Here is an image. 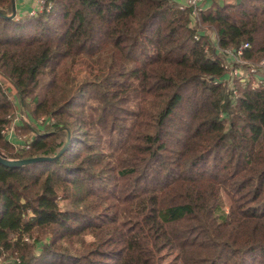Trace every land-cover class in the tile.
Instances as JSON below:
<instances>
[{"label": "trees", "instance_id": "trees-1", "mask_svg": "<svg viewBox=\"0 0 264 264\" xmlns=\"http://www.w3.org/2000/svg\"><path fill=\"white\" fill-rule=\"evenodd\" d=\"M209 1L201 21L219 47L250 43L245 59L264 58V0ZM49 2V13L10 20L12 0H0V152L52 158L70 140L53 161L0 163V256L264 264V88L235 81V95L211 40L194 38L191 10L175 0ZM22 108L38 133L28 151L2 135ZM44 116L55 123L37 124ZM25 234L51 238L31 245Z\"/></svg>", "mask_w": 264, "mask_h": 264}, {"label": "built area", "instance_id": "built-area-1", "mask_svg": "<svg viewBox=\"0 0 264 264\" xmlns=\"http://www.w3.org/2000/svg\"><path fill=\"white\" fill-rule=\"evenodd\" d=\"M175 1L178 2L177 9L179 11L191 10V26L197 30V33L194 36L197 41L200 40L201 32L208 37L212 35V31L208 28H204L200 23L201 13L207 9V2L209 0H183L182 2L178 0ZM51 9L52 3L49 2V0H35V8L29 13V15L35 17L42 12L49 13ZM214 35V39L211 37V42L213 44L212 48L220 56L221 65L228 74L226 83L228 84V87L232 89L234 94L238 95L237 90L234 89L235 81L247 83L252 89L264 88V58L258 62L245 59V53L247 50L251 49V44L243 43L237 49H223L219 47L215 32ZM206 53L211 55L210 48H206ZM1 79L2 76L0 74V80ZM4 90L11 102L17 101L18 90L11 82L4 84ZM7 120L9 123L4 126L2 135L8 142H10V144L13 145L16 151H28L31 148V144L33 142L32 139H28L27 137L23 138L24 143L21 145L11 142V137L16 134L15 127L17 124L21 122H28L27 114L23 115V113H18L15 116L9 115L7 116ZM53 123H55V120L54 118L50 117L44 116L38 120L39 125H50ZM26 241H28V239H26ZM20 262L21 261L19 258L10 257L6 253H3V255L0 256V264H20Z\"/></svg>", "mask_w": 264, "mask_h": 264}, {"label": "rangeland", "instance_id": "rangeland-1", "mask_svg": "<svg viewBox=\"0 0 264 264\" xmlns=\"http://www.w3.org/2000/svg\"><path fill=\"white\" fill-rule=\"evenodd\" d=\"M234 0H232L233 2ZM198 23V22H197ZM202 24V26L204 28H208L212 31V35L209 36V39L211 40V37L214 39V32L216 33V29L215 28H210L209 26H206L202 23V21L200 22ZM217 35V33H216ZM75 73H76V76H77V81L80 83L81 81H83V79L86 77L87 75V70L85 68V65L83 63L81 64H78L77 67H76V70H75ZM17 99L19 102V105H20V101H19V95H17ZM23 104V103H22ZM31 108V107H30ZM25 112L26 109L22 108V109H15L14 112H13V116H15L16 114L18 113H23V115H25ZM222 208L225 210L226 213H228L229 209H230V205H231V198L230 196L226 193V192H222ZM64 205V203H62V206ZM34 236H31L29 234H25L24 236V240L26 241V239H28V241H26L27 244H34L35 242L37 243L38 240L39 241H44V242H48L51 238V236L47 235V236H44V238H40L38 239V234H33ZM90 238H88L89 240ZM35 243V244H36ZM39 243V242H38ZM37 243V244H38ZM81 248V244L77 243V241L74 242L73 244V249H80ZM38 250V249H37ZM37 254H39V251L36 252ZM176 256L177 254H167L163 257L162 261H163V264H175L176 263Z\"/></svg>", "mask_w": 264, "mask_h": 264}, {"label": "crops", "instance_id": "crops-1", "mask_svg": "<svg viewBox=\"0 0 264 264\" xmlns=\"http://www.w3.org/2000/svg\"><path fill=\"white\" fill-rule=\"evenodd\" d=\"M178 1L182 2L183 0H178ZM219 2L230 4L232 0H220ZM15 4H16V9H17L16 20H19L23 16H30L29 13L32 12L35 8V0H15ZM210 4H211V1H208L207 7H209ZM25 114H27V112H25ZM34 121L28 118V122L18 123L17 126L15 127L16 134H14L11 137V142L21 145L24 143L23 138L25 137H27L28 139L34 140V138H36V136L38 135L37 131L33 128V125L35 127ZM36 123L38 124V121H36ZM27 128H29L28 132L26 131ZM39 128L42 129V127H39ZM8 264H11V263H8Z\"/></svg>", "mask_w": 264, "mask_h": 264}, {"label": "water", "instance_id": "water-1", "mask_svg": "<svg viewBox=\"0 0 264 264\" xmlns=\"http://www.w3.org/2000/svg\"><path fill=\"white\" fill-rule=\"evenodd\" d=\"M239 2H241V0H238V3ZM12 3H13V12L10 16L6 17L10 20L16 19V16H17V9H16L15 0H12ZM0 15L3 16V14H1V13H0ZM69 142H70V140L68 138V140H67L65 146L62 148V150L55 157H52V158H50V157H35V158L24 159V160H8L0 152V163L3 164L4 166H7V167H22V166H26V165H30V164L53 161V160L60 158L64 154V152L67 150Z\"/></svg>", "mask_w": 264, "mask_h": 264}]
</instances>
